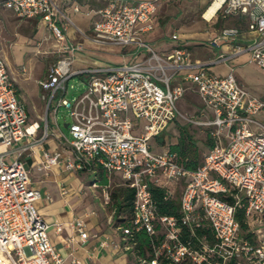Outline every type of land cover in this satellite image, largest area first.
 Listing matches in <instances>:
<instances>
[{
	"label": "built area",
	"instance_id": "obj_1",
	"mask_svg": "<svg viewBox=\"0 0 264 264\" xmlns=\"http://www.w3.org/2000/svg\"><path fill=\"white\" fill-rule=\"evenodd\" d=\"M168 1L103 0L87 40L118 45L122 55L133 60L74 67L83 44L66 36L65 24L72 21L58 0H0L1 8L19 18L39 19L57 43L56 61L38 80L45 101L38 120H29L0 57V264H65L50 241L51 224L37 208L41 191L20 158L24 153L37 156L38 170L63 166L92 175L88 185L101 188L103 204L110 201L114 174L119 186L132 188V217L127 225L117 226L121 244L110 243L128 251L137 264H264V236L260 227L250 230L251 220H264V123L254 118L264 111V95L251 94L235 78L233 67L224 75L209 70L211 64L248 52L249 60L264 71V0H209L205 20L246 21L245 29L222 24L206 38L213 48L225 47L209 62H192L183 45L160 54L145 39L154 28L158 7ZM79 10L75 4L73 11ZM245 33L251 36L245 38ZM181 70H186L182 80L171 84ZM73 76L82 79L84 88L69 99L67 83ZM187 90L201 103L193 115L177 106ZM61 107L68 117L63 123L67 133L57 120ZM175 120L210 134L212 144L195 169L177 162L168 147L153 150L152 140ZM51 139L57 146L44 147ZM100 172L107 183L99 182ZM151 186L164 189L165 199L180 187L178 215L159 213ZM68 225L86 241L84 219L74 217ZM53 227L59 233L62 223L55 221ZM139 230L152 240L150 257L133 250ZM74 241L71 236L66 243ZM69 264L84 263L72 257Z\"/></svg>",
	"mask_w": 264,
	"mask_h": 264
},
{
	"label": "rangeland",
	"instance_id": "obj_2",
	"mask_svg": "<svg viewBox=\"0 0 264 264\" xmlns=\"http://www.w3.org/2000/svg\"><path fill=\"white\" fill-rule=\"evenodd\" d=\"M208 2L209 0H171L164 2L155 15L156 28L153 33L156 32V36L159 38L149 40L147 37L152 38L151 33L146 37V40L157 52L162 49H170L172 46L183 45L189 50L193 61H203L216 57L219 52L225 50V47L222 46L216 49L203 42L204 38L211 35L213 30L219 27V24L211 26L202 16ZM87 33V35H90V31H87ZM83 42L85 48L77 52L74 61L75 67H85L93 64H117L125 59L128 61L133 60L131 55H122V48L118 45H95L86 39ZM55 44L54 37L47 29L40 26L36 20L19 18L12 10L0 7V57L7 56L8 65L14 71V75L19 77L30 76L27 82H33L38 75L44 76L57 59V54L54 52L57 47ZM230 64L234 66V76L251 94L260 95L264 93V71L258 68L255 63L239 57L233 61L230 60ZM23 67L25 72H23ZM224 67L225 65L222 63H215L209 66V69L218 72L222 71ZM22 73H25V75ZM171 84H174L173 80ZM19 86L18 91L23 98L29 118L31 120L36 119L38 111L32 107V98L40 100L41 93H30L28 88L23 86L21 82ZM82 88H84L82 79L79 76H73L67 83V97L69 99L73 98ZM42 103L40 100V105ZM200 105L199 99L191 91H188L177 102L178 108L188 115H193ZM254 118L264 123V111L259 112ZM64 119L68 120V117L66 116V110L61 107L57 114V120L61 130L67 133V128L63 125ZM187 129L196 141L197 157L201 161L208 149L205 141L206 131L204 128L189 124ZM162 140H166L167 145L176 141L177 128L169 126L167 131H163L155 137V140H152L153 150L166 149L167 146L162 144ZM79 174L84 178L85 183H88V180L93 177L92 175ZM120 182L119 176L114 174L111 177L110 187L108 188L110 197L108 204L102 203L101 188L94 189L97 198L90 196L92 206L97 209L99 224L105 227H116L119 224L112 192L118 191ZM179 193L180 187L177 186L174 195L179 196ZM258 227H260V236H264V220L259 223L251 220L250 230L258 229Z\"/></svg>",
	"mask_w": 264,
	"mask_h": 264
},
{
	"label": "crops",
	"instance_id": "obj_3",
	"mask_svg": "<svg viewBox=\"0 0 264 264\" xmlns=\"http://www.w3.org/2000/svg\"><path fill=\"white\" fill-rule=\"evenodd\" d=\"M58 3L61 4L72 21L71 23L65 24L64 32L66 36L74 42H81L84 50L85 45L83 40H87V31H91V21L95 15L96 9L103 4V0H69L66 2L58 0ZM75 4L79 5V12L73 11V6ZM160 6H162V4ZM155 19L156 16H154V28L145 34V39L148 38L149 40H154L159 38L156 36V32L153 33L156 28ZM33 20H36L40 26L44 27L39 19L33 18ZM205 21L209 22L211 26L219 24L218 26L220 27L222 24H228L238 25L242 29H245L246 24L245 19L238 17H230L225 22L221 21L219 18ZM151 33L153 35L152 38L147 37ZM250 36V33L244 34L245 38H249ZM206 38L203 39V42H206ZM174 47L177 46H172L170 49H162L158 53H165ZM214 57L203 61H193L190 55V60L192 62H209L212 61ZM239 57L243 60L250 61L249 53L243 52L230 57L226 62H218V64L222 63L225 65L222 71L214 72L212 69L209 70L215 74L224 75L229 71V67L234 68V66L230 64V60L233 61ZM2 58L5 59L8 65L6 59L7 56ZM8 68L10 75L15 82L17 94L22 101L23 98L18 91V89H20V82L23 86L28 88L30 93L36 94L37 92H40V96L42 95L44 91L39 86L38 80L42 79L46 74L44 76H36L33 82H27L30 76L19 77L14 75V71L10 69L9 65ZM185 72L186 70H181L177 74L176 78L173 80L174 84L182 80V75ZM22 74L25 75V73ZM188 91L191 90H187V92ZM262 95H264V93L258 96ZM40 100L43 102L41 105ZM40 100L35 99L34 97L32 98V107L34 110H37L38 113L36 119L32 120L29 118L28 114L30 121L38 120L39 117L44 114L45 101L42 97H40ZM56 146V141H53L52 139L47 141L44 145V147L49 148H55ZM20 158L24 161L29 170V176L32 183L39 187L41 191V198L37 201L36 205L44 219L51 224L49 231L50 241L64 258L65 264H69L72 257L81 260L84 264H137L128 251L118 250L110 243V241H114L121 244L120 231H118L117 226L105 227L104 225L99 224L97 209L92 206L90 199V196L97 198V195L94 192V189L89 187L88 183L84 182V178L78 172L68 171L63 166H57L47 170H38L36 168L37 156L32 153H24ZM74 217L82 218L85 221L86 229L89 234L85 242H81L76 233L73 232L68 225V221ZM55 221L62 223V229L59 233L54 231L53 225ZM71 236L75 237V241L67 244L66 240ZM103 241H107V243L103 244Z\"/></svg>",
	"mask_w": 264,
	"mask_h": 264
},
{
	"label": "trees",
	"instance_id": "obj_4",
	"mask_svg": "<svg viewBox=\"0 0 264 264\" xmlns=\"http://www.w3.org/2000/svg\"><path fill=\"white\" fill-rule=\"evenodd\" d=\"M180 120H175L170 126L177 128V140L171 142L167 145L166 140H162V144L166 145L169 150L176 153V161L183 164L189 169H195L202 162L198 160L196 141L193 135L187 129V123H183ZM169 128V127H168ZM167 131V130H166ZM206 143L208 147L212 144V139L209 132L206 130ZM82 173V172H80ZM84 174V173H82ZM99 182L104 184L107 183V176L103 173H99ZM151 193L156 201L159 213L167 215H178L179 213V196H173L170 198H164V189L159 186H151ZM112 198L115 199V210L119 217L120 225H127L128 221L132 217V203L134 198V190L128 186L122 185L118 187V191L112 192ZM236 217L240 219L242 226L245 227V224L242 220V214L237 212ZM184 239V237H183ZM133 250L138 254L144 256H152L153 247L152 240L144 230H139L134 233V238L132 240ZM155 244L159 242V239L154 238ZM183 264H188L184 262Z\"/></svg>",
	"mask_w": 264,
	"mask_h": 264
},
{
	"label": "bare ground",
	"instance_id": "obj_5",
	"mask_svg": "<svg viewBox=\"0 0 264 264\" xmlns=\"http://www.w3.org/2000/svg\"><path fill=\"white\" fill-rule=\"evenodd\" d=\"M213 9H214V5H212L205 13H204V16L206 18H209L211 13L213 12Z\"/></svg>",
	"mask_w": 264,
	"mask_h": 264
},
{
	"label": "water",
	"instance_id": "obj_6",
	"mask_svg": "<svg viewBox=\"0 0 264 264\" xmlns=\"http://www.w3.org/2000/svg\"><path fill=\"white\" fill-rule=\"evenodd\" d=\"M64 126H66V123L64 124Z\"/></svg>",
	"mask_w": 264,
	"mask_h": 264
}]
</instances>
